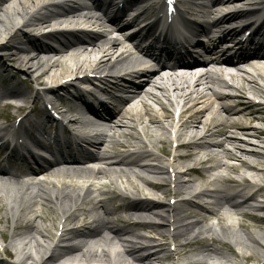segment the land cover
I'll use <instances>...</instances> for the list:
<instances>
[{
    "label": "bare ground",
    "instance_id": "obj_1",
    "mask_svg": "<svg viewBox=\"0 0 264 264\" xmlns=\"http://www.w3.org/2000/svg\"><path fill=\"white\" fill-rule=\"evenodd\" d=\"M89 1L0 0L2 68L4 72L12 68L6 63L8 58L28 75L40 73L36 81L41 85L48 87L47 81H51V86L42 93L38 92L37 100H42L48 94L55 95L75 82H85L82 85L83 88L86 85L85 90H77V98L66 105L69 113L79 116L87 108L83 92L93 98L98 95L113 97L114 92L123 88V83L131 86L126 93L127 99L119 104L116 112L105 105L101 107L102 111L91 110L97 117H102L103 113L110 116L111 127L95 146V152L88 153L86 160L70 158L51 163L39 171L0 168V214L3 215L0 224H7L9 219L13 222L11 240L5 249L15 252L20 264H165L176 261L177 253H186L188 243L208 235L209 238L203 242L206 261L201 264H212L214 261L220 264H244L264 258V232L259 239L253 234L255 229L264 226V218L255 217L249 212H264V204L258 205V208L250 205L259 193H264V187H259L258 182L254 183L256 180L264 181V155L245 148H252V145L230 134L236 131L260 140L258 147L264 151V130L254 125L264 123V106L254 105L246 97L252 93L264 98V55L259 54L264 52L261 45L260 51H245L252 41L250 37L248 42H236L241 31H227L225 28L230 21L245 18V3L256 0H191L185 13L207 20V23L212 21V26L207 24L201 28L203 32L216 31L218 38L213 43L214 47L228 44L226 52L240 51V48L242 54L250 55L252 59L244 58L237 65L228 60L223 65L229 70L215 61L212 63L218 68L214 71L209 70L207 65L196 73L195 68L189 66L184 68L188 72L181 74L165 64L155 74L145 70L157 64L150 53L153 48L145 49L135 41L138 34L134 30L146 23L150 16L149 8L142 6L145 0H130L131 6L139 7L140 11L127 21V25L134 26L129 33L135 34L128 39L111 36L113 33L118 36L122 34L119 24L127 18V9ZM213 4L216 5L214 7H228L229 11L235 9L236 12L218 17L219 10L210 9ZM110 7L113 8L111 13ZM53 22L55 25L51 28L54 32L47 35L40 33L32 36L27 33L29 29L40 32L43 26ZM60 28L65 30L60 34L66 35L64 41L57 40L61 46L47 44L51 37L59 34L55 32ZM152 30L153 27L148 26L146 32ZM87 56L88 60L80 64V58ZM72 63H75V68H72ZM141 64L146 67L141 73L115 76L117 72L137 68ZM166 71L169 73L165 74ZM213 72L217 77L229 76L232 81H240L239 87H231L223 79H218L219 86L235 89L247 100L218 93L213 87ZM139 79H142L140 84H135ZM9 93L20 97L21 102L28 96L14 85L9 91L1 92L0 96L11 95ZM231 99L233 102L230 103ZM149 101L157 105L165 101L171 105L184 103L188 106L181 112L180 121L173 128L175 121L172 113L165 111L161 118L157 117ZM245 101L248 103L244 104ZM24 110V105H18L15 114ZM41 111L45 112L46 108L43 106ZM61 114L66 115V112ZM48 117L44 122L39 114H32L31 111L20 119L19 129L13 133L20 147L26 148L22 139L31 136L40 127H55V120L51 115ZM77 121V118H73L70 123L73 125ZM138 126H141L147 142L142 140ZM172 129L175 130V139H170ZM4 133H10V128L0 125V136ZM188 136L189 141L182 142ZM220 136L225 138L218 146L223 149V157L240 165L230 166L221 160L209 168L202 167L204 163L214 161L215 156L212 157L210 149L215 146L210 140ZM174 143L175 150L185 152L172 153ZM148 145H161L168 163L163 167L152 166L153 162L149 160L160 162V158L149 151ZM228 146L234 150L228 151ZM2 148L3 144H0V150ZM132 150L139 151L133 153ZM201 152L209 157L208 160H201ZM12 158L17 160L16 157ZM100 161L104 167H93ZM190 162L199 163L200 167L193 168ZM222 171L241 175V181L226 176ZM183 176L188 179L182 181ZM101 178L111 182L108 193L100 188L98 196L92 198L94 190L90 181ZM150 178H160L162 184L157 186ZM132 179L139 181L141 187ZM119 180L125 183L124 193L113 189V186H118ZM218 183L226 188H217ZM156 192H161L165 198L171 196L172 192L175 195H194L190 199H182L178 205L172 204L171 200L154 206L147 205L153 208L152 216L158 220L157 224L132 223L129 209L123 203L129 196L157 195ZM236 215H243L251 221L240 222L239 229L224 224L225 220L230 221ZM209 216L218 219L219 227L203 226ZM40 222L48 225L42 226ZM139 230H150L156 236H145ZM0 236L4 243L9 239L3 231H0ZM221 236L232 243L225 242ZM70 242L78 244L69 249L60 248L61 244ZM234 246L245 255L234 256Z\"/></svg>",
    "mask_w": 264,
    "mask_h": 264
},
{
    "label": "rangeland",
    "instance_id": "obj_2",
    "mask_svg": "<svg viewBox=\"0 0 264 264\" xmlns=\"http://www.w3.org/2000/svg\"><path fill=\"white\" fill-rule=\"evenodd\" d=\"M33 33H35V32H30V34H33ZM86 60H88V56L87 57H84V58H80V64L83 62V61H86ZM73 64V63H72ZM20 77V76H19ZM0 82H1V84L3 85V86H5L6 85V82H4L3 80L1 81L0 80ZM4 82V83H3ZM28 84H29V82H28ZM22 89H25V90H27L28 91V93L31 95V97H34L35 96V94H36V91H35V84H30V85H21L20 86ZM1 99V98H0ZM150 102V104H151V106H152V108H153V110L155 111V112H157L158 111V113H159V115L161 114L160 112H159V107L157 106V105H154L153 104V102H151V101H149ZM2 114V109L0 108V115ZM256 126H262V125H260V124H257ZM244 140V139H243ZM251 143H257V142H255V140L254 141H250ZM256 149V148H255ZM256 150H259V149H256ZM228 164H231L232 163V165L233 166H238L239 165V163H236V162H232V161H228L227 162ZM230 177H235V175H232L230 172H229V174H228ZM39 210V209H38ZM2 214H0V217L2 218ZM216 221L214 220V219H211L210 221H209V224H212V223H215ZM239 223V221H237V219H232L231 220V223H230V225H233V226H236L238 229H239V226L237 225ZM224 224H229L228 223V221L227 220H225L224 221ZM40 225H48L47 223H45V222H40ZM204 226H206V224H204ZM6 227H7V229H6ZM11 227H12V220H9L8 221V223L7 224H5V222L4 223H2V224H0V230H3L4 231V229H6V231H8V232H10L11 230ZM241 231H245V230H243V229H241ZM264 232V226L261 228V229H255L254 231H253V234L255 235V237L256 238H258L259 239V237H260V235H262V233ZM234 250H235V254L236 255H239V256H243V255H245V253L240 249V248H234ZM247 254H251V252H247ZM231 257H232V255H230ZM235 256V255H234ZM233 259L235 258V260L237 261V260H239V259H236V257H232ZM186 260H189L188 258L186 259ZM247 264V263H246ZM248 264H264V260L263 259H257V260H255V261H250V262H248Z\"/></svg>",
    "mask_w": 264,
    "mask_h": 264
}]
</instances>
